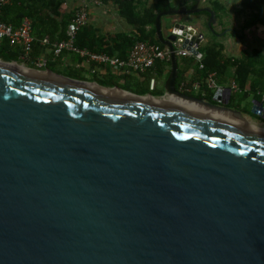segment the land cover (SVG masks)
Wrapping results in <instances>:
<instances>
[{"label": "water", "instance_id": "95a60500", "mask_svg": "<svg viewBox=\"0 0 264 264\" xmlns=\"http://www.w3.org/2000/svg\"><path fill=\"white\" fill-rule=\"evenodd\" d=\"M202 10L214 30L209 6L156 16L175 96L82 93L0 59V264H264V121L230 87H176L204 34L162 19Z\"/></svg>", "mask_w": 264, "mask_h": 264}, {"label": "crops", "instance_id": "0c3cea01", "mask_svg": "<svg viewBox=\"0 0 264 264\" xmlns=\"http://www.w3.org/2000/svg\"><path fill=\"white\" fill-rule=\"evenodd\" d=\"M153 1L154 0H149V3H152ZM169 1L172 4V8H193L197 5L199 7L209 6L213 9V0ZM220 1L226 4L230 16L224 18L223 24L218 23L217 19L214 24V30H210L208 24L206 26L207 17L205 14L200 13L205 10L196 13L164 16L162 19L163 27L166 31L168 30L169 25L164 24V19L167 20L168 18L171 21L179 20L180 22L189 25L193 30H198L204 34L199 50L208 42L216 40L224 44L223 56L227 60L231 59L234 61L241 59L255 49L264 50V24L253 23L251 18H248L250 13L238 17L235 12L241 6L240 0ZM80 5L81 0H65L62 6L63 15L71 13L73 17ZM88 10L89 22L86 27H88V29L90 28L93 31L92 33L96 32L97 35H103L108 38L121 32L128 34L131 33L132 26L121 16L118 4L115 1L106 3L102 0H100V3L91 1ZM249 22L251 23L250 26L248 25ZM48 26L49 29H51V25ZM223 26H225L224 31ZM67 30L68 27L64 39L67 38ZM36 31L38 30H31L32 36L34 37V45L36 46L32 48L28 57H25L24 55L25 49L22 44L18 43L12 45L7 39L0 40V43H3L8 52L13 51L16 53L17 57L15 56L16 58L14 61H18L19 64L28 68H36L40 70L58 68L62 69L64 72L71 70L80 73L82 76H86V78L88 77L89 79L94 78L99 81L101 79L113 81V85H110L109 87L118 85L126 88L125 90L133 92L157 96H175L170 95L167 92V81L172 71V59L169 60L171 55L164 59H157L155 64H153V67L144 73L136 71L125 72L110 65L100 66L97 63L89 62L72 51L65 50L60 57L56 58L54 57L53 44L62 37L60 30H58L53 37H51V35H46L42 38L36 34ZM212 31H216L217 35H213ZM210 34H212V36H210ZM46 38L49 40V43H42L41 40ZM166 48L169 49L168 47ZM45 59L47 60L45 66L40 67L36 64L38 60ZM177 65L178 78L176 80V87L187 94L213 101L216 88L209 86V75H204L203 66L202 64L200 65L199 58H197V56L194 57L193 54L182 55L179 52ZM235 70V67H229L225 75L217 74L216 72L210 74L214 75V79L219 86L232 88V96L228 106L241 110L244 114L264 121V118L260 115L251 112L254 105H257L258 107L260 105L256 104V101H263L264 107V79H260L250 73L248 74L246 73V70H244L240 72L242 77L237 81L235 79ZM258 107L256 110H258ZM261 107L262 106H260V108ZM262 111H264V109H262Z\"/></svg>", "mask_w": 264, "mask_h": 264}, {"label": "trees", "instance_id": "16d2710c", "mask_svg": "<svg viewBox=\"0 0 264 264\" xmlns=\"http://www.w3.org/2000/svg\"><path fill=\"white\" fill-rule=\"evenodd\" d=\"M65 0H9L3 5L1 19L15 27L20 26L23 19L28 17L32 23V29L38 30L36 34L40 38L51 35L53 37L60 30L62 37L66 36V29L72 19V14L63 15L62 6ZM104 3L115 1L119 7V13L132 26L131 33H117L112 37L99 36L88 27H83L77 38V45L87 47L97 52L126 58L132 45L138 40L149 41L159 44L162 48L166 46L160 42L156 32V16L158 12L168 10L172 4L169 0H102ZM241 6L235 14L239 17L250 13L248 18L254 23L264 24V0H240ZM213 9L216 11L218 23H222L225 17H229V9L224 2L213 0ZM207 17L208 24L210 13L200 12ZM249 21V20H248ZM51 25V29L49 26ZM250 26L251 23L249 22ZM247 25V26H248ZM45 28V29H44ZM210 29V28H209ZM211 30V29H210ZM225 26H223V31ZM217 35L216 31H212ZM59 38V37H58ZM58 39V41H60ZM56 41V40H55ZM36 46L33 44V47ZM203 56L199 58L203 66L205 76L212 72L225 75L229 67H235V79L240 80L242 71L264 79V50L255 49L238 60H227L223 56L224 44L216 40L208 42L200 48ZM16 53L7 51L3 43H0V57L7 60H15ZM194 57H196L194 55ZM198 58V57H197ZM171 60V58H169ZM208 76V77H209ZM214 76V75H213ZM100 83L113 81L100 80Z\"/></svg>", "mask_w": 264, "mask_h": 264}, {"label": "built area", "instance_id": "2783aa9c", "mask_svg": "<svg viewBox=\"0 0 264 264\" xmlns=\"http://www.w3.org/2000/svg\"><path fill=\"white\" fill-rule=\"evenodd\" d=\"M9 0H0V15L2 7ZM91 1L100 3V0H81V5L72 17L67 30V38L56 41L53 44L54 57L58 58L61 54L67 50L79 54L83 59L97 63L100 66L110 65L119 70L129 72L136 71L144 73L153 67L157 59H164L170 55L169 49L162 48L159 44L138 40L132 47L126 58H121L119 56L110 55L104 52H97L91 50L87 47H80L77 45V36L80 30L86 26L89 22V10L88 6ZM32 23L28 17H25L20 24V26L15 27L10 23L5 22L0 17V40L7 39L12 45L18 43L22 44L24 47V55L28 57L31 53L34 44V37L31 33ZM182 34L181 30L177 31ZM42 43H49V40L43 39ZM182 55L192 54L189 50L181 49L179 51ZM47 60H38L36 64L40 67L45 66ZM208 83L210 87L222 88L219 86L214 79L213 75L208 77ZM185 85V84H183ZM115 86H112V88Z\"/></svg>", "mask_w": 264, "mask_h": 264}, {"label": "flooded vegetation", "instance_id": "af4514ba", "mask_svg": "<svg viewBox=\"0 0 264 264\" xmlns=\"http://www.w3.org/2000/svg\"><path fill=\"white\" fill-rule=\"evenodd\" d=\"M55 71L54 74L51 72V82L59 83L61 84L64 88H75L77 90H80L82 93H88L92 95H122V92H119L117 90L113 91L110 87L106 88L108 86H103L102 83H100L99 80L97 79H87L86 76H82V74L73 72L71 70L67 72H59L56 71L54 68H51Z\"/></svg>", "mask_w": 264, "mask_h": 264}, {"label": "rangeland", "instance_id": "374dc122", "mask_svg": "<svg viewBox=\"0 0 264 264\" xmlns=\"http://www.w3.org/2000/svg\"><path fill=\"white\" fill-rule=\"evenodd\" d=\"M168 18V17H167ZM172 21L168 18L167 20L166 19H164V24H166V25H169L168 27H170L171 26V23ZM210 36H212V34H210ZM1 59H3L4 61H14V60H7V59H4V58H2V57H0ZM51 69V68H50ZM56 71H61L62 73H64V71H62V69H55ZM87 79H89L88 77H87ZM103 86H110V85H112V83H110V82H104L103 84H102ZM121 88H123V87H121ZM123 89H126V88H123Z\"/></svg>", "mask_w": 264, "mask_h": 264}]
</instances>
